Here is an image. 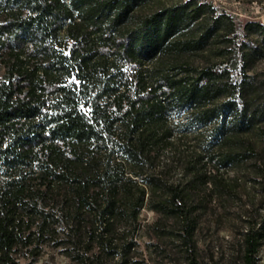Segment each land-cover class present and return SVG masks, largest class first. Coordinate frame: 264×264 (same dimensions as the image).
Returning <instances> with one entry per match:
<instances>
[{"label": "trees", "instance_id": "trees-1", "mask_svg": "<svg viewBox=\"0 0 264 264\" xmlns=\"http://www.w3.org/2000/svg\"><path fill=\"white\" fill-rule=\"evenodd\" d=\"M263 40L209 0H0V264L60 230L75 264H132L144 209L177 219L201 264L197 200L221 167L264 205ZM263 242L264 208L245 264Z\"/></svg>", "mask_w": 264, "mask_h": 264}, {"label": "rangeland", "instance_id": "rangeland-1", "mask_svg": "<svg viewBox=\"0 0 264 264\" xmlns=\"http://www.w3.org/2000/svg\"><path fill=\"white\" fill-rule=\"evenodd\" d=\"M209 1L219 12L230 14L238 23L244 24L249 20L264 23V0ZM261 46L250 73L264 75V40ZM172 115L180 117L182 113L174 110ZM195 129L192 127L190 131ZM252 164L251 160L243 168L247 169ZM221 170L230 181L215 188L213 193L198 196L201 206L197 211L194 236L196 254L201 264H245L243 232L249 221L263 212L264 205L259 204L263 185L252 174L234 181V176L242 172L233 167H221ZM141 219L143 226L132 264H187L188 245L182 238L183 229L177 219L148 209L142 211ZM62 235V230L54 235L58 238L40 236L37 232L31 242L20 243L14 253L18 264H75V260L65 253L66 246L57 244ZM256 264H264V242Z\"/></svg>", "mask_w": 264, "mask_h": 264}]
</instances>
